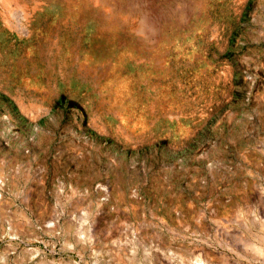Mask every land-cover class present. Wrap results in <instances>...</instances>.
<instances>
[{"label":"rangeland","instance_id":"obj_1","mask_svg":"<svg viewBox=\"0 0 264 264\" xmlns=\"http://www.w3.org/2000/svg\"><path fill=\"white\" fill-rule=\"evenodd\" d=\"M201 249L264 264V0H0V264Z\"/></svg>","mask_w":264,"mask_h":264},{"label":"bare ground","instance_id":"obj_2","mask_svg":"<svg viewBox=\"0 0 264 264\" xmlns=\"http://www.w3.org/2000/svg\"><path fill=\"white\" fill-rule=\"evenodd\" d=\"M255 248L257 253L261 254L263 252V249H261L260 247ZM175 258H181V256L176 253L169 252L163 254L160 259L162 264H169ZM180 261L181 264H229L228 259H224L222 262H216V260L212 258V255H210V253H208L205 249H201L200 251H197V253L194 254L190 253L185 256L184 260L180 259Z\"/></svg>","mask_w":264,"mask_h":264}]
</instances>
